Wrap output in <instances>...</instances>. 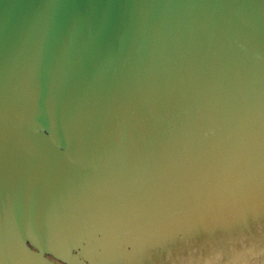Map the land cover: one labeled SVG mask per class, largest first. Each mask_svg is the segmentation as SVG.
Returning <instances> with one entry per match:
<instances>
[{
    "label": "water",
    "instance_id": "obj_1",
    "mask_svg": "<svg viewBox=\"0 0 264 264\" xmlns=\"http://www.w3.org/2000/svg\"><path fill=\"white\" fill-rule=\"evenodd\" d=\"M0 264H264V0H0Z\"/></svg>",
    "mask_w": 264,
    "mask_h": 264
}]
</instances>
